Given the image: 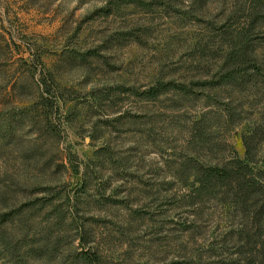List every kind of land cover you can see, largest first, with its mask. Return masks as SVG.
Wrapping results in <instances>:
<instances>
[{"label":"rangeland","instance_id":"obj_1","mask_svg":"<svg viewBox=\"0 0 264 264\" xmlns=\"http://www.w3.org/2000/svg\"><path fill=\"white\" fill-rule=\"evenodd\" d=\"M245 38L264 0H0V264H235L247 209L195 185L264 157Z\"/></svg>","mask_w":264,"mask_h":264},{"label":"trees","instance_id":"obj_2","mask_svg":"<svg viewBox=\"0 0 264 264\" xmlns=\"http://www.w3.org/2000/svg\"><path fill=\"white\" fill-rule=\"evenodd\" d=\"M241 42V48L230 53V69L222 80L241 79L264 88V66L259 64L260 59L251 51L248 39ZM251 134L252 139L262 137L264 141V130L257 128ZM244 145V159L236 157L228 162L200 167L195 189L199 194L222 192L236 207L247 209L254 232L243 235L240 248L247 250L238 251L234 263L264 264V157L257 165L254 160L256 154H252L250 141L246 138ZM9 216L13 215L5 214L4 219L7 220Z\"/></svg>","mask_w":264,"mask_h":264}]
</instances>
